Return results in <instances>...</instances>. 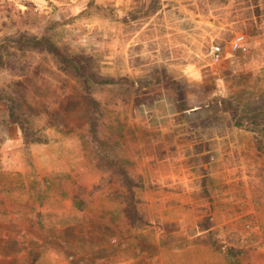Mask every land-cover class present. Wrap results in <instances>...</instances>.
Returning <instances> with one entry per match:
<instances>
[{
    "label": "rangeland",
    "instance_id": "obj_1",
    "mask_svg": "<svg viewBox=\"0 0 264 264\" xmlns=\"http://www.w3.org/2000/svg\"><path fill=\"white\" fill-rule=\"evenodd\" d=\"M259 3L0 0V92L38 139L0 106V264H264ZM46 32L93 76L13 47Z\"/></svg>",
    "mask_w": 264,
    "mask_h": 264
},
{
    "label": "trees",
    "instance_id": "obj_2",
    "mask_svg": "<svg viewBox=\"0 0 264 264\" xmlns=\"http://www.w3.org/2000/svg\"><path fill=\"white\" fill-rule=\"evenodd\" d=\"M250 1V3L253 5V12H259L260 11V3L259 0H248ZM153 11H150L148 14L145 13L143 11L144 14H146L145 16H149L152 15ZM156 12V11H155ZM134 20H137V17L133 18ZM15 44H13L14 48L19 49L20 51H30V52H34V51H40L43 53H46L47 55H51L52 57H54V59H56V61L58 63H60L61 65V71H64L66 73L72 71L75 72V74H80L81 71H84L87 73H89L91 76H93V72L91 71V69H89V65L88 63H84L82 61V59L80 57H78L77 55L68 53L67 50H65L63 47H61L60 45H58L56 42H54V40L52 39V37L46 32L43 33L40 36H27V35H21L20 38L14 42ZM2 46L0 44V68L4 67V54L2 53ZM91 68V66H90ZM172 82H175V80L170 79ZM103 82L105 83H112L113 80L112 79H105L103 80ZM137 92L138 93H142V89L141 88H137ZM178 93L181 95L182 91L181 89L178 88ZM7 96L3 95L0 92V106L7 109L8 111V116H9V120L12 123L18 124L20 130L23 133V137L24 140L26 142V144H30L33 141H36L38 139L33 138V135H30V130L29 127L24 123V121H21L20 119V115H18L16 107L13 104V100L9 99L6 101ZM88 103L90 106L89 109V113H88V122H89V132L92 136V138H94L95 140H97V133H98V119H97V114L99 112V103L98 101L92 97L91 95H89L88 97ZM233 119L235 121V125L237 127H241V128H248L251 129L253 128V126L255 125V122H248V123H244L238 119H236V114H233ZM261 144V143H260ZM118 171L120 176L123 178V182L125 185V191L127 193H125V205L126 202L127 204L129 203L131 206V208H126L127 213L133 214L134 216L138 215L136 206L133 204V201L136 200V192H135V186L136 183L131 179V177L129 176L127 170L123 167V165L118 164ZM129 211V212H128ZM204 229H208L210 227H203ZM208 232H213V231H208ZM230 251H234V249H229ZM235 253H239V252H235ZM235 253H232V261L231 264H241L238 261L237 256L235 255Z\"/></svg>",
    "mask_w": 264,
    "mask_h": 264
},
{
    "label": "built area",
    "instance_id": "obj_3",
    "mask_svg": "<svg viewBox=\"0 0 264 264\" xmlns=\"http://www.w3.org/2000/svg\"><path fill=\"white\" fill-rule=\"evenodd\" d=\"M245 43V36L243 34H237L231 41V47L233 50H240Z\"/></svg>",
    "mask_w": 264,
    "mask_h": 264
},
{
    "label": "crops",
    "instance_id": "obj_4",
    "mask_svg": "<svg viewBox=\"0 0 264 264\" xmlns=\"http://www.w3.org/2000/svg\"><path fill=\"white\" fill-rule=\"evenodd\" d=\"M252 8H253V6H252ZM256 14H257V13H256ZM199 229H200L201 234H204V233H207L208 231H210L209 228H208V229H204L203 227H202V228L199 227Z\"/></svg>",
    "mask_w": 264,
    "mask_h": 264
}]
</instances>
